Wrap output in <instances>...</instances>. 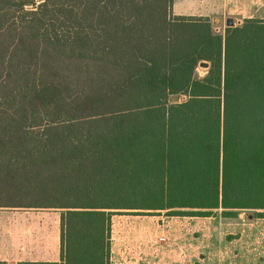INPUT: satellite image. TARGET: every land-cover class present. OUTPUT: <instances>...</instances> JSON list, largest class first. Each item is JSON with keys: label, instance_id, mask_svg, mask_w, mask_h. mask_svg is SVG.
<instances>
[{"label": "trees", "instance_id": "1", "mask_svg": "<svg viewBox=\"0 0 264 264\" xmlns=\"http://www.w3.org/2000/svg\"><path fill=\"white\" fill-rule=\"evenodd\" d=\"M172 5L0 0V207L59 210L58 264H113L115 212L264 217V19Z\"/></svg>", "mask_w": 264, "mask_h": 264}, {"label": "rangeland", "instance_id": "2", "mask_svg": "<svg viewBox=\"0 0 264 264\" xmlns=\"http://www.w3.org/2000/svg\"><path fill=\"white\" fill-rule=\"evenodd\" d=\"M180 1L172 5L175 15L182 9ZM190 1L199 7L194 15L209 13L202 7V0ZM218 3V9L207 16L216 34H224L228 19L233 20L232 26L241 25L248 15L264 19V0ZM206 70L198 66L197 75ZM0 215L24 217L23 221L10 223L19 228L12 227L7 234L0 231V249L26 253L24 260L0 264L59 263V210L0 207ZM110 243L113 264H264V217L247 209L237 211L233 217L222 216L221 209L205 216L115 212ZM30 253L38 258L36 262L27 260Z\"/></svg>", "mask_w": 264, "mask_h": 264}, {"label": "crops", "instance_id": "3", "mask_svg": "<svg viewBox=\"0 0 264 264\" xmlns=\"http://www.w3.org/2000/svg\"><path fill=\"white\" fill-rule=\"evenodd\" d=\"M175 0H173L174 3ZM180 1V0H179ZM203 4L202 7L205 8L206 10H209V13L205 12V16H209V14H211L214 11L211 10H216L218 9V0L214 3L211 2L209 3V0H202ZM181 3H178L179 5L182 6V9L179 10V14L176 15H194V13L198 12V6L195 3H192L191 1L188 2V0H181ZM222 5H223V0H222ZM182 12H184V14H182ZM245 17H252L251 15L248 16H244ZM24 217L22 216H17V215H0V231L1 233H5L7 234L9 232L10 228H19L17 225H10V223L12 222H18V221H23ZM26 253H19V252H15V251H10L9 249H0V262H11V260H24ZM28 257V261L30 262H36L38 260V258H35V255H33V253H30V255L27 256Z\"/></svg>", "mask_w": 264, "mask_h": 264}, {"label": "water", "instance_id": "4", "mask_svg": "<svg viewBox=\"0 0 264 264\" xmlns=\"http://www.w3.org/2000/svg\"><path fill=\"white\" fill-rule=\"evenodd\" d=\"M227 25L228 26H232L233 25V20L232 19H228L227 20ZM209 65H210L209 62L208 61H205V60H201L198 63V66L199 67H202L204 69H208L209 68Z\"/></svg>", "mask_w": 264, "mask_h": 264}]
</instances>
